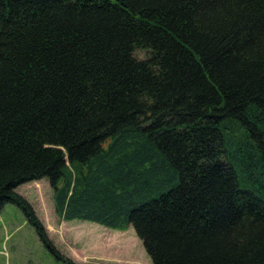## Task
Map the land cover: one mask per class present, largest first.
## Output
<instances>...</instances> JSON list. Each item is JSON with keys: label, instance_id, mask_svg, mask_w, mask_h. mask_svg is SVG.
Wrapping results in <instances>:
<instances>
[{"label": "trees", "instance_id": "1", "mask_svg": "<svg viewBox=\"0 0 264 264\" xmlns=\"http://www.w3.org/2000/svg\"><path fill=\"white\" fill-rule=\"evenodd\" d=\"M46 179L63 221L151 264H264V0H0V211Z\"/></svg>", "mask_w": 264, "mask_h": 264}, {"label": "rangeland", "instance_id": "2", "mask_svg": "<svg viewBox=\"0 0 264 264\" xmlns=\"http://www.w3.org/2000/svg\"><path fill=\"white\" fill-rule=\"evenodd\" d=\"M15 192L32 207L55 250L75 264H151L130 227L116 231L56 215L46 179L19 185ZM0 264H66L43 246L23 212L7 204L0 211Z\"/></svg>", "mask_w": 264, "mask_h": 264}]
</instances>
